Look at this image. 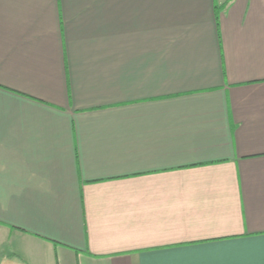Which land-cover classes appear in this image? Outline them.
Here are the masks:
<instances>
[{
    "label": "crops",
    "instance_id": "obj_1",
    "mask_svg": "<svg viewBox=\"0 0 264 264\" xmlns=\"http://www.w3.org/2000/svg\"><path fill=\"white\" fill-rule=\"evenodd\" d=\"M0 264H264V0H0Z\"/></svg>",
    "mask_w": 264,
    "mask_h": 264
}]
</instances>
